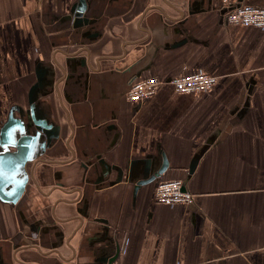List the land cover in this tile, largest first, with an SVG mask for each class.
I'll return each instance as SVG.
<instances>
[{
  "label": "crops",
  "instance_id": "crops-1",
  "mask_svg": "<svg viewBox=\"0 0 264 264\" xmlns=\"http://www.w3.org/2000/svg\"><path fill=\"white\" fill-rule=\"evenodd\" d=\"M225 6L0 0V264H264V29ZM175 180L192 205L157 201Z\"/></svg>",
  "mask_w": 264,
  "mask_h": 264
},
{
  "label": "built area",
  "instance_id": "built-area-1",
  "mask_svg": "<svg viewBox=\"0 0 264 264\" xmlns=\"http://www.w3.org/2000/svg\"><path fill=\"white\" fill-rule=\"evenodd\" d=\"M225 14L228 24L252 26L264 29V7L238 5L229 9L225 0ZM229 9V10H228ZM216 77L196 69L189 73L177 75L172 80V85L178 93L193 94L206 97L216 83ZM161 85L157 77L135 78L130 82L128 99L131 102H140L153 97ZM156 199L165 205H192L194 195L185 188L182 181H161L156 188Z\"/></svg>",
  "mask_w": 264,
  "mask_h": 264
},
{
  "label": "water",
  "instance_id": "water-1",
  "mask_svg": "<svg viewBox=\"0 0 264 264\" xmlns=\"http://www.w3.org/2000/svg\"><path fill=\"white\" fill-rule=\"evenodd\" d=\"M79 1H80L81 4H83V0H79ZM239 1L241 2V1H243V0H239ZM79 9H80V8H79ZM74 10H75V9H74ZM80 10H81V9H80ZM77 12H80V11H77ZM10 122H11V121H10ZM9 127H10V124L7 125V127H5V128H9ZM5 130H6V129L3 130V133H4V134H5ZM111 264H112V263H111Z\"/></svg>",
  "mask_w": 264,
  "mask_h": 264
}]
</instances>
